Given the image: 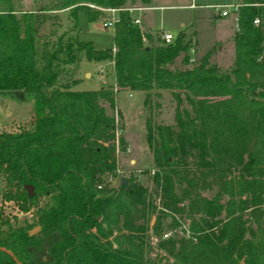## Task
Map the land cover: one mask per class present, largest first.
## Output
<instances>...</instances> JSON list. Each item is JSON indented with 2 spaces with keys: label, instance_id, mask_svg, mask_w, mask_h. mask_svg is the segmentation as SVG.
<instances>
[{
  "label": "trees",
  "instance_id": "1",
  "mask_svg": "<svg viewBox=\"0 0 264 264\" xmlns=\"http://www.w3.org/2000/svg\"><path fill=\"white\" fill-rule=\"evenodd\" d=\"M130 2L31 0L21 9L0 0V100L30 102L24 123L0 129V247L11 254L0 250V264H264V0H240L232 14L227 66L209 61L217 47L190 59L183 29L168 44L143 32V43L126 10L116 14L111 48L78 39L77 10L94 20L98 8ZM82 61H109L112 84L73 90ZM119 90L142 94L152 165L97 188L116 176ZM162 91L173 101L171 125L148 114ZM6 203L27 217L4 215ZM165 217L170 228L187 220L183 235L162 238ZM149 232L166 256H145Z\"/></svg>",
  "mask_w": 264,
  "mask_h": 264
},
{
  "label": "rangeland",
  "instance_id": "2",
  "mask_svg": "<svg viewBox=\"0 0 264 264\" xmlns=\"http://www.w3.org/2000/svg\"><path fill=\"white\" fill-rule=\"evenodd\" d=\"M133 7L141 6L147 7L150 4L162 5L163 7L155 8L151 11L145 12L146 17H150L149 23L153 27H159L164 32L174 35L176 31L183 29V32L190 38V50L188 54L190 59L196 60L201 56L204 51L211 47H217L210 57L209 61L215 64H221L227 66L231 55V36L233 34L231 21L232 16H216L211 14L210 9L202 8L200 10L197 7L189 8L186 5L189 2L202 4V2H219V1H235V0H151L148 4H143L139 0H129ZM14 7H20L21 9H31V0H12ZM56 17L59 21L58 30H64L69 22L65 19V15L61 11H56ZM204 13V14H203ZM76 25L75 33L79 40L91 42L93 47L97 49H105L111 47V28L101 27L102 17H97L94 20H87L82 10H77L75 13ZM182 24V27L179 26ZM50 28V21L46 20L41 23L37 29L38 33H46ZM216 43V44H214ZM192 60L188 61L187 66L179 65V60H175L173 67L183 68L190 66ZM82 61L81 63H83ZM194 62V61H193ZM104 63V64H103ZM101 64V63H97ZM103 74L99 81L96 80L95 68H89L91 76L89 79L83 78L78 72V82L72 87V89L84 90L92 87L102 85L107 87L110 80V67L108 62H102ZM93 89V88H92ZM126 90L117 91L114 96L117 102L115 106L118 111L117 126L119 127L120 136L122 138L124 149L116 153L114 165L119 170L113 179V186L117 184L118 178H123L129 174H137V171L142 169H150V152L146 147L144 141L143 122L145 118V108L141 104V96L138 93L130 92L129 96L126 95ZM152 105L148 114L151 121L154 123H161L166 125L172 124L173 118V101L169 97L166 91L160 92V96L150 98ZM115 104V103H114ZM30 109V102L28 99L19 95L15 100H0V129L14 130L18 125L24 123L27 118V114ZM129 148L128 151L125 150ZM128 160H133V163H129ZM138 181L147 187L150 194H153L152 184L148 178L142 174L136 175ZM1 191V185H0ZM156 201V200H155ZM156 204V202L154 203ZM1 210L4 215L16 217L17 221H20L23 217H27L26 214L18 213L12 203H6L2 205ZM169 221L168 217L163 219L161 233L168 232L173 234L174 238L183 235V231L186 230L185 224L187 220H183L182 224L175 228L165 226ZM156 236L148 233V244L145 251V256L148 258H158L166 256L162 251L158 250L154 243Z\"/></svg>",
  "mask_w": 264,
  "mask_h": 264
},
{
  "label": "built area",
  "instance_id": "3",
  "mask_svg": "<svg viewBox=\"0 0 264 264\" xmlns=\"http://www.w3.org/2000/svg\"><path fill=\"white\" fill-rule=\"evenodd\" d=\"M239 5V3H235V4H219V5H208L210 8H212L217 15L220 16H227L228 14H233L236 7ZM92 6V5H90ZM93 7V6H92ZM141 7H126V8H121V9H117V8H98V10L102 13V21H101V27L105 28V27H110L112 28L113 24L117 21L118 18H116V14L118 11L121 10H126L127 12H132V11H137L140 10ZM234 20V18H233ZM131 23L134 24L138 29L139 32L141 33V40L144 43L145 42V37H144V33L143 31L140 29L139 27V20L138 18H133L131 19ZM259 20L258 18L254 17L251 21V25L256 26L258 25ZM156 37H158V39L163 43V44H168L169 42H171V39L173 37V35L167 32H164L162 30H158L155 33ZM190 52H192L191 48H190ZM109 66H111V63L108 61ZM103 74V67L101 64H96L95 65V75L97 76V78H101ZM113 132H114V140H113V145H114V149H115V157H116V153L118 152L119 149H117V138L120 135L119 132V128L117 126V116H115L114 114V128H113ZM125 150L128 151L129 148L125 147ZM115 173H118L119 170L117 168H115L114 170ZM115 176H112L111 174H106L105 176L102 177L101 183L97 184L96 187L100 188L102 185H107V186H112L113 185V179ZM170 234L168 232L162 233L161 237L162 238H167Z\"/></svg>",
  "mask_w": 264,
  "mask_h": 264
},
{
  "label": "crops",
  "instance_id": "4",
  "mask_svg": "<svg viewBox=\"0 0 264 264\" xmlns=\"http://www.w3.org/2000/svg\"><path fill=\"white\" fill-rule=\"evenodd\" d=\"M151 1V0H150ZM240 0H235V1H219V2H209V1H205V2H202V4H196V3H192V2H189L186 6L189 7V8H193L194 7H197L199 8L200 10H202V8H206V9H210L211 11V14L213 13L214 15L216 16H220V15H217L216 12L210 8L208 5H219V4H235V3H239ZM137 7H141V6H137ZM137 7H134V8H137ZM163 6L162 5H157V4H153V5H149L147 7H141L140 10H137V11H132L130 12V16L133 17V18H138L139 20V27L140 29L143 31V32H149V33H156L158 30H162L161 28L159 27H153L150 23H149V19L150 17H146L145 15V12L147 11H151L155 8H162ZM63 12V11H61ZM56 14V13H55ZM204 14V13H203ZM103 15H101L102 17ZM228 16H232V19L231 21L234 23V20H233V15L232 14H228ZM221 17H224V16H221ZM180 27H182V24H179ZM232 30L234 29V25H232ZM163 31V30H162ZM215 44V43H214ZM111 48V47H110ZM97 63L95 62H87V61H84L83 63H80L79 65V71H80V74L83 76V78L85 79H89L90 76H91V73L89 72V68L90 66L95 68V65ZM102 64V63H101ZM104 64V63H103ZM110 67V66H109ZM110 70H111V67H110ZM96 80L99 81L100 83V78H97L96 76ZM109 85H111V71H110V80L108 82ZM103 86L100 84L98 85L97 87H92L93 89H97V88H102ZM90 88V89H92ZM84 90H89V89H84ZM134 93H138L140 96H142L141 92H134ZM130 94V91H127L126 95L129 96ZM114 100H115V96H114ZM115 103V106H117V102L116 100L114 101ZM129 163H133V160H128Z\"/></svg>",
  "mask_w": 264,
  "mask_h": 264
},
{
  "label": "water",
  "instance_id": "5",
  "mask_svg": "<svg viewBox=\"0 0 264 264\" xmlns=\"http://www.w3.org/2000/svg\"><path fill=\"white\" fill-rule=\"evenodd\" d=\"M121 185H124L125 184V181H123L122 178L119 179ZM0 250L6 252L9 256H11L10 252H8L7 250H4L3 248L0 247ZM14 260V259H13ZM16 262V261H15ZM17 264H19L18 262H16Z\"/></svg>",
  "mask_w": 264,
  "mask_h": 264
}]
</instances>
